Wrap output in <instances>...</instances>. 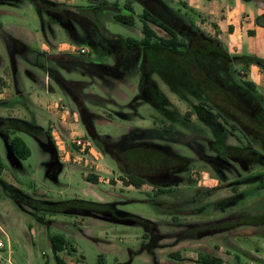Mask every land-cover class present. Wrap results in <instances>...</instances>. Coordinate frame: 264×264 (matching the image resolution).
<instances>
[{
    "label": "rangeland",
    "instance_id": "1",
    "mask_svg": "<svg viewBox=\"0 0 264 264\" xmlns=\"http://www.w3.org/2000/svg\"><path fill=\"white\" fill-rule=\"evenodd\" d=\"M49 1L72 11L45 12L30 0H0V154L15 135L31 149L19 165L10 162L0 180V226L7 234L0 231L7 252L2 264H56L49 235L64 237L72 247L70 254L59 253L66 264H189L201 253L226 264H264V106L258 98L264 97V69H236L257 91L242 85L239 99L218 97L220 108L229 111V122L221 119L220 125L199 110L206 72L196 61L177 67V54L171 53V86L150 75L165 95L169 112L163 115L153 86L142 90V53L127 50L124 39L106 40L94 23L96 16L110 33L140 38V21L135 27L116 22L112 13L123 9L114 5L110 12L88 16L79 15L78 8L91 0ZM109 1L135 2L138 15L149 3ZM180 10L171 25L193 43V37L201 38L200 22L189 8ZM69 45L90 53H72ZM199 45L195 52L202 63L215 65ZM77 139L90 143L86 152L76 147ZM43 142L52 149L50 157L39 145ZM165 155L178 160L167 161ZM45 160L48 175L57 181L47 176ZM129 174L146 184L126 186ZM89 175L97 176L98 184L88 182ZM11 187L41 201L111 206L87 215L40 212L38 222L19 208ZM155 198L170 212L150 202ZM136 217L154 227L148 232ZM213 223L222 228L212 229Z\"/></svg>",
    "mask_w": 264,
    "mask_h": 264
},
{
    "label": "trees",
    "instance_id": "2",
    "mask_svg": "<svg viewBox=\"0 0 264 264\" xmlns=\"http://www.w3.org/2000/svg\"><path fill=\"white\" fill-rule=\"evenodd\" d=\"M36 8L41 11L48 12L51 7H56L61 10L59 11H72V7L66 4H58L53 3L49 0H30ZM148 5H143V12L141 14H137L135 11L134 3L135 2H126L123 6H120L118 2L114 4L111 3L109 0H91V3L87 7H79V15H93L95 16L97 10L98 12L101 9H106L105 11L110 12V7L112 5L122 8L121 12H113V18L116 22L135 27L137 23L140 21L141 23V38H134L128 37L124 38L118 35H114L110 33L107 29H105L100 22L96 19L95 16V26L101 31L102 36L105 35V39L108 41H117V38L124 39L126 44L128 45L127 50H139L142 53V63H141V86L142 90L147 84H151L153 88L154 94L158 97V108L163 115L168 113L165 109V95L160 91V89L156 86L154 81L150 78V75H158L166 84L169 83L171 86V71H172V59L171 53L177 54L173 57L174 61L176 62L177 67H182L187 65L191 66L190 61H196V65L201 68L202 73L206 72V90L205 88L202 92L205 100L201 102L199 110L202 112H208L216 123L222 125L220 120H226L229 122L228 114L229 111H225L222 107L221 103L218 102V97L224 96L237 100L239 99L238 91L242 86H246L251 92H256L257 88L253 83L243 81L239 77H237L236 69L238 67L248 70L252 66L259 67L264 69V59L251 56V55H243V56H232L229 51L224 47L223 43L214 37L209 36L206 32L202 31L201 29H196L197 33L201 38L198 36L193 37L195 40L193 43L186 41V39H182L179 32L175 27H173L172 21H175L174 15L178 16V11L181 12V8L188 9L186 3H176L174 0H148ZM146 2V1H145ZM175 9L177 11H175ZM97 12V13H98ZM257 23L264 25V15L257 18ZM200 44H202V53L212 57L213 62L215 65H209L202 63V58L199 59V54L195 51L200 48ZM193 44V45H192ZM192 51H190V49ZM195 48V49H194ZM126 60L125 53H117L121 55ZM202 55V54H201ZM116 56V57H117ZM203 56V55H202ZM182 57V58H181ZM150 58V60L148 59ZM123 59L120 62L124 61ZM125 63V61H124ZM123 63V64H124ZM122 64V63H120ZM119 64V67H120ZM122 64V65H123ZM189 64V65H188ZM123 66H126L124 64ZM122 66V67H123ZM169 66V69L167 68ZM206 68V69H205ZM148 69V70H147ZM143 71V72H142ZM169 72V73H168ZM224 75L229 76L232 80V84L230 85ZM237 91V92H236ZM259 101L264 106V97L261 95L258 96ZM156 106V104H155ZM244 107H246L244 105ZM198 109V108H197ZM197 113V111H195ZM191 116V113L187 115V117ZM258 118V117H257ZM260 118V117H259ZM254 121V120H253ZM261 124L263 122L261 121ZM264 125V124H263ZM30 134H33L28 130ZM154 135V132H151ZM11 146L13 151L17 155L20 160H27L31 156V149L28 145L18 136H14L11 141ZM140 149H138L139 152ZM161 154V153H159ZM162 155V154H161ZM167 161H174L178 160L177 158L165 155ZM222 159L226 160V156L221 152ZM5 167L0 158V175L3 173ZM87 181L93 184H98L99 178L95 175H89L87 177ZM126 186H134L136 188H141L144 184H146V179L140 177L135 174H129L127 176V181L125 182ZM11 197L14 201L25 211L27 210L25 207H29L34 211H29L37 220L40 219V212L45 214H58V213H68V214H77V215H87L91 212L103 213L110 208L111 205L108 204H101L89 201H82V200H72L60 203L48 202V201H41L39 199H35L33 197L27 196L24 193L14 189L13 187L10 188ZM151 203H156V198L150 201ZM163 204V207H162ZM164 203L157 204L158 208L161 212L167 214V208L164 206ZM169 207V206H168ZM169 209V208H168ZM170 210V209H169ZM176 216V215H175ZM135 222L139 225L146 228L148 232H150V226L154 227L151 221L142 218H133ZM254 224V223H251ZM212 229H220L222 228L219 224L213 223L210 225ZM147 232V233H148ZM196 232H199L198 230ZM148 236V234H147ZM190 236H182L181 240L188 239ZM51 244L53 247V252L55 254L56 264H66L58 255V253L64 251L66 248L69 247V244L66 240L61 236H52ZM150 248H154V243L144 246L141 250H149ZM177 256V255H176ZM183 260V259H182ZM189 264H226L225 261L213 254V253H201L196 260H191ZM240 264V263H237Z\"/></svg>",
    "mask_w": 264,
    "mask_h": 264
},
{
    "label": "crops",
    "instance_id": "3",
    "mask_svg": "<svg viewBox=\"0 0 264 264\" xmlns=\"http://www.w3.org/2000/svg\"><path fill=\"white\" fill-rule=\"evenodd\" d=\"M180 1L186 3L188 8L193 11L195 17L200 22L198 26L209 36L219 39L223 43L224 47L229 51L230 54L233 55L235 54L239 56L251 55L264 59V25L257 23V18L264 15V0H180ZM57 63L59 62L57 61ZM257 68L258 67L256 66L251 67L252 70H255ZM37 104L39 105V103ZM40 108H43V106L40 105ZM44 143L45 142H43V145L42 144L39 145L43 149L45 155H47L49 154V152L47 151L48 149L45 148ZM53 144L55 145V143ZM48 156L50 157L51 155L49 154ZM49 157L46 156V159H49ZM0 158L2 159V162L5 167L3 171L4 173L8 167V164L10 163L7 157V152L6 154H0ZM48 161L49 160H47L44 163V169L47 173V176L50 177L47 171ZM2 174L0 175V180L2 178ZM95 203L104 204V202H95ZM19 208L23 212L33 216L29 212L22 209L20 206ZM37 221L40 222L39 220ZM42 224L44 223L42 222ZM0 231L5 235H7L5 230L1 226H0ZM49 239H51L50 235H49ZM68 249L69 248H66L64 251L60 253L70 254ZM11 253L12 252L8 253V255L9 257L11 255L13 258V255ZM5 254H7L6 251L4 255ZM15 264L18 263L15 262ZM47 264H50V260H47Z\"/></svg>",
    "mask_w": 264,
    "mask_h": 264
},
{
    "label": "built area",
    "instance_id": "4",
    "mask_svg": "<svg viewBox=\"0 0 264 264\" xmlns=\"http://www.w3.org/2000/svg\"><path fill=\"white\" fill-rule=\"evenodd\" d=\"M68 50H70L72 53H76L82 56L90 53L89 49L86 47H75L72 45H69ZM74 143L76 144V147L80 149L81 152H86L88 150V147L90 146V143H87L82 139H77L74 141ZM5 251H6L5 244L2 241H0V264L4 262ZM7 264H11L9 260L7 261Z\"/></svg>",
    "mask_w": 264,
    "mask_h": 264
},
{
    "label": "water",
    "instance_id": "5",
    "mask_svg": "<svg viewBox=\"0 0 264 264\" xmlns=\"http://www.w3.org/2000/svg\"><path fill=\"white\" fill-rule=\"evenodd\" d=\"M5 144H6V150H7V157H8V160H9V162H15V163H17L18 165H19V163L18 162H20L21 160L17 157V155L15 154V152L13 151V148H12V146H11V143L9 144V142H7L6 140H5ZM44 145H45V148L46 149H48L49 151H51L52 149H51V147H50V145H47V144H45L44 143ZM49 146V147H48ZM62 171V167L60 168V172ZM50 178L52 179V180H54V181H57L58 180V176L56 177H51L50 176Z\"/></svg>",
    "mask_w": 264,
    "mask_h": 264
}]
</instances>
